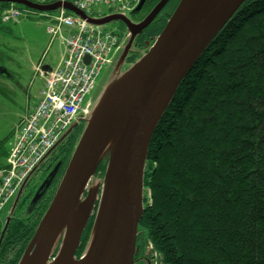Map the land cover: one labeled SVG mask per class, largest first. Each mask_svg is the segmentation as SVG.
<instances>
[{"label":"trees","instance_id":"16d2710c","mask_svg":"<svg viewBox=\"0 0 264 264\" xmlns=\"http://www.w3.org/2000/svg\"><path fill=\"white\" fill-rule=\"evenodd\" d=\"M155 1L146 0L144 14ZM165 23L155 19L136 43L158 35ZM81 128L56 147L63 168L37 203L27 206L34 189L22 193L2 236L0 220V264L18 263ZM105 167L102 160L97 179ZM143 187L134 259L149 243L161 264H264V0H245L180 81L150 137ZM96 207L97 202L76 258L87 244Z\"/></svg>","mask_w":264,"mask_h":264},{"label":"water","instance_id":"95a60500","mask_svg":"<svg viewBox=\"0 0 264 264\" xmlns=\"http://www.w3.org/2000/svg\"><path fill=\"white\" fill-rule=\"evenodd\" d=\"M244 1L179 0L161 32L139 45L137 37L167 0H160L136 22L129 15L139 11L145 0H140L128 14L112 13L99 18L88 16L68 1L0 0L42 12L62 7L98 27L111 20L125 23L107 63L108 71L99 86L95 84L94 99L82 105L68 129L14 194L2 232L31 175L70 134L69 128L77 122L81 124L63 175L17 264H36L43 252L46 264H134L138 222L144 210L143 177L150 137L180 81ZM131 56L136 57L129 62ZM102 160L106 167L99 180L95 172ZM57 166L34 191L28 207L44 194L43 187L49 185ZM96 202L87 244L76 258L81 234ZM68 216L69 223L63 224Z\"/></svg>","mask_w":264,"mask_h":264},{"label":"built area","instance_id":"2783aa9c","mask_svg":"<svg viewBox=\"0 0 264 264\" xmlns=\"http://www.w3.org/2000/svg\"><path fill=\"white\" fill-rule=\"evenodd\" d=\"M68 1L91 17L102 14L100 5L113 12L127 13L140 0H48ZM98 12V13H96ZM47 32L58 37L63 53L56 66L36 71L43 79L37 103L22 116L15 129V138L0 169V213L16 190L82 108L85 96L92 91L101 68L119 42V35L104 27L88 24L76 14L59 8L49 12ZM24 14L14 5L5 7L1 21H16Z\"/></svg>","mask_w":264,"mask_h":264},{"label":"rangeland","instance_id":"374dc122","mask_svg":"<svg viewBox=\"0 0 264 264\" xmlns=\"http://www.w3.org/2000/svg\"><path fill=\"white\" fill-rule=\"evenodd\" d=\"M36 1L43 2L45 0ZM21 10L24 11V14L16 21L10 20L1 23L5 32L0 35V51L4 58V66L13 76L11 79L13 83H0V142H2L0 159H3L4 153L10 149L9 147H11L10 145L15 138V129L19 125L22 116L38 101L43 79L37 73L36 67L56 66L63 53L61 40L58 37L52 39V36L47 32V26L50 24L49 14L51 13L36 11L27 7H21ZM97 10L102 15H109L113 12L112 8L106 5L98 6ZM120 25L118 20H111L104 24L103 27L118 34ZM112 54H110V57H113ZM107 69V65L101 68L100 74L96 78V87L103 81V77L108 71ZM95 94V90L89 92L85 96L82 105L87 101H92ZM46 167V162L42 163L31 175L24 186L23 195L33 191L36 185L37 189L44 181L48 175L46 174L43 177ZM14 199L15 196L2 209L0 213L1 222L10 215ZM18 212L16 211V214ZM134 264H161V262L157 252L153 251L148 243L143 247Z\"/></svg>","mask_w":264,"mask_h":264},{"label":"flooded vegetation","instance_id":"af4514ba","mask_svg":"<svg viewBox=\"0 0 264 264\" xmlns=\"http://www.w3.org/2000/svg\"><path fill=\"white\" fill-rule=\"evenodd\" d=\"M160 0H156L154 2V4L152 5V7L144 14V11L142 9H140L138 12L129 15V19L136 22L141 20L144 16H146V14H148V12L154 7V5L156 3H158ZM146 2V0H145ZM144 2V4H145ZM177 2H179L178 0H167V2L164 4V6L160 9V11L158 12V14L153 18V21L155 19L158 18V24H160L161 22H166L168 20V18L170 17V15L172 14V12L174 11L176 5L178 4ZM3 2H0V15L2 10L5 8L4 6H2ZM143 7V6H142ZM124 14V13H122ZM120 22V28H119V33L123 32L125 30V23L122 20H118ZM152 21V22H153ZM8 22V21H7ZM1 23H4L1 21L0 19V35L2 33L5 32V29L3 27V25H1ZM139 42V41H138ZM4 58L2 56V52L0 51V83H6V82H11V79L13 78V76L10 74V72L7 70V68L4 66ZM13 83V82H11ZM95 87V86H94ZM94 89V88H93ZM92 89V91H93ZM80 127V124L77 122V124H73L69 130H71L70 133H75ZM63 154L60 152L59 147L55 148L53 150V152L47 157V159L45 160L46 162V172L43 175V177L48 174L50 171H52V169L56 166V170L55 173L56 175H58L60 173V170L63 168V159H62ZM44 162V163H45ZM49 179H51V176L49 177ZM55 179L53 178L51 184H53V181ZM37 186V185H36ZM36 186L34 187V189L36 188ZM51 186V185H50ZM4 226V225H3ZM5 232V231H4ZM4 232H1V236L4 234ZM76 255V253H75ZM139 257V256H138ZM137 257V258H138ZM136 259H134L135 261Z\"/></svg>","mask_w":264,"mask_h":264},{"label":"bare ground","instance_id":"6f19581e","mask_svg":"<svg viewBox=\"0 0 264 264\" xmlns=\"http://www.w3.org/2000/svg\"><path fill=\"white\" fill-rule=\"evenodd\" d=\"M113 130H114V128H112V130L110 131V133L108 134V138L110 137L109 135L113 132ZM71 214V213H70ZM70 216V215H69ZM67 217L64 221H63V224L64 223H69V221H70V217ZM69 225V224H68ZM43 256H44V252L42 253V255L39 257V259L37 260V263L36 264H46L45 262H44V260H43Z\"/></svg>","mask_w":264,"mask_h":264},{"label":"crops","instance_id":"0c3cea01","mask_svg":"<svg viewBox=\"0 0 264 264\" xmlns=\"http://www.w3.org/2000/svg\"><path fill=\"white\" fill-rule=\"evenodd\" d=\"M107 15V14H106ZM103 16V15H102ZM102 16H100V17H102ZM97 18H99V17H97ZM47 66V65H46ZM11 146V145H10ZM10 148V147H9ZM8 152H9V150H8ZM4 164H5V166H6V158H5V160H4V162H3Z\"/></svg>","mask_w":264,"mask_h":264}]
</instances>
